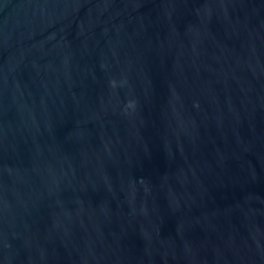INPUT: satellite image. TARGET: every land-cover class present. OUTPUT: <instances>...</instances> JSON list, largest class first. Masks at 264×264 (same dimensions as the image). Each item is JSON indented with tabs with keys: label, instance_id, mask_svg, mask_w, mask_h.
Masks as SVG:
<instances>
[{
	"label": "water",
	"instance_id": "obj_1",
	"mask_svg": "<svg viewBox=\"0 0 264 264\" xmlns=\"http://www.w3.org/2000/svg\"><path fill=\"white\" fill-rule=\"evenodd\" d=\"M0 264H264V0H0Z\"/></svg>",
	"mask_w": 264,
	"mask_h": 264
}]
</instances>
